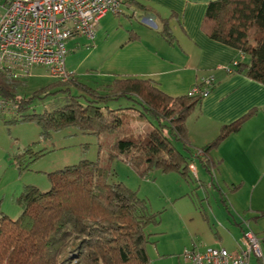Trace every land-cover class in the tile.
Returning <instances> with one entry per match:
<instances>
[{
    "label": "trees",
    "instance_id": "1",
    "mask_svg": "<svg viewBox=\"0 0 264 264\" xmlns=\"http://www.w3.org/2000/svg\"><path fill=\"white\" fill-rule=\"evenodd\" d=\"M201 27L211 39L248 56V65L238 61L235 70L264 84V0L211 1ZM161 32L169 34L165 26ZM24 81L0 72V99L18 116L15 121H35L43 137L70 125L96 135L118 132L106 146L107 159L122 160L142 177L156 169L179 170L181 164L180 173L190 171L194 153L205 171L211 172L209 150L252 114L223 125L214 140L194 148L186 121L202 100L200 95L173 96L152 78L123 75L93 87L71 72L67 81L55 79L21 97L18 89ZM58 93L61 101L27 113L35 98ZM120 98L128 104L109 105ZM144 121L148 123L144 131L131 129L133 123ZM173 141L181 142L188 153L177 150ZM41 151L26 148L29 160ZM113 175L96 160H80L50 172L51 186L46 191L24 186L16 197L21 207L18 217L0 212V264H148L146 245L155 240L150 241L146 226L158 222V212L150 211L137 191L112 180Z\"/></svg>",
    "mask_w": 264,
    "mask_h": 264
},
{
    "label": "rangeland",
    "instance_id": "2",
    "mask_svg": "<svg viewBox=\"0 0 264 264\" xmlns=\"http://www.w3.org/2000/svg\"><path fill=\"white\" fill-rule=\"evenodd\" d=\"M2 13L3 7L0 4V17ZM118 16L122 18L121 21H116L113 14H107L96 24L98 27L95 29L94 41L83 36L67 40L65 66L74 73L78 81L96 87L111 80V61L116 52L118 37L130 29L129 20L122 14ZM131 23L143 24L140 19L132 17ZM170 27L175 30L176 21L172 20ZM21 80L25 81L18 89V95L29 97L54 82L55 78L45 69L37 67ZM58 99H62L59 93L55 97L51 95L43 99L35 98L27 113L32 112V109L40 112L44 106H49L48 104L57 102ZM125 104L128 101L124 98L109 102L111 107ZM8 108L6 105L0 107V212L9 218L14 219L21 212L16 197L24 186L32 185L46 191L51 186L50 172L80 160H96L114 173L112 180L121 181L137 191L138 196L146 200L150 211L158 212V222L146 226L150 241L155 240L146 245L148 264H187L183 252L194 245L231 250L240 239L241 231L238 227L233 226L230 230V224L224 225L222 222L224 217H228L233 224L231 221L234 218L242 220L241 215L235 213L233 218L232 213H226L221 200L224 194H220L219 190H225L224 186L217 174H209L198 160V176L191 169L180 173L181 164L179 170L162 172L156 169L142 177L122 160L107 159L106 146L120 133L105 132L96 135L70 125L43 137L35 121H15L18 116L8 111ZM196 111L194 108L189 116L196 115ZM147 124L146 121L135 122L131 129L134 132L144 131ZM173 144L177 150L188 153L181 142L173 141ZM28 147L32 151L42 150V154L29 160L26 152ZM243 225L245 229H249L245 222Z\"/></svg>",
    "mask_w": 264,
    "mask_h": 264
},
{
    "label": "crops",
    "instance_id": "3",
    "mask_svg": "<svg viewBox=\"0 0 264 264\" xmlns=\"http://www.w3.org/2000/svg\"><path fill=\"white\" fill-rule=\"evenodd\" d=\"M211 1L122 0L119 13H107L116 21L122 20L118 16L122 14L130 22L128 32L118 37L111 79L115 75L152 78L167 94L177 96L187 94L201 78L213 75L214 86L196 107V115L187 118V135L194 148L211 142L223 125L252 111L237 131L209 150L213 167L208 173L217 174L225 188L219 190L224 194L221 200L226 213L242 217L238 221L234 218L233 224L224 217L222 223H229L230 230L238 227L242 235L245 222L259 239L261 251L249 264H264V84L232 66L234 60L248 65V56L211 39L202 29ZM131 17L143 24H132ZM172 20L176 21L175 30L170 27ZM163 26L168 28L167 36L162 35ZM194 155L189 169L198 176L199 159ZM237 242L229 251L235 250Z\"/></svg>",
    "mask_w": 264,
    "mask_h": 264
},
{
    "label": "built area",
    "instance_id": "4",
    "mask_svg": "<svg viewBox=\"0 0 264 264\" xmlns=\"http://www.w3.org/2000/svg\"><path fill=\"white\" fill-rule=\"evenodd\" d=\"M0 4V72L21 80L41 67L55 79L67 81L71 77L65 66L67 40L83 36L94 41L98 20L119 13L122 0H2ZM237 63L234 60L232 66ZM214 82L213 75L203 77L187 94L205 97ZM5 105L1 100L0 107ZM260 255L259 239L250 229H244L234 251L194 245L183 252L187 264H249L252 256Z\"/></svg>",
    "mask_w": 264,
    "mask_h": 264
}]
</instances>
